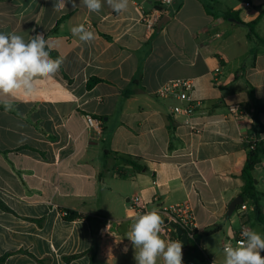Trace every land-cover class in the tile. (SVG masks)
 <instances>
[{
	"label": "crops",
	"instance_id": "obj_1",
	"mask_svg": "<svg viewBox=\"0 0 264 264\" xmlns=\"http://www.w3.org/2000/svg\"><path fill=\"white\" fill-rule=\"evenodd\" d=\"M76 2L55 11L54 0H0V32L26 41L43 34L63 58L36 94L8 113L0 105V201L9 209L0 208V256L10 253L5 264H89L94 232V264H136L126 237L132 218L187 204L198 242L183 245V262L223 264V247L241 226L264 235L250 202L226 215L243 187L244 137L252 128L264 137V114L253 118L254 104L264 105V0H210L216 17L201 0H173L152 35L132 0L121 14L106 2L98 13ZM228 11L251 28L223 18ZM79 24L94 41L71 33ZM91 78L99 82L87 88ZM182 79L193 81L201 103L191 116L197 132L171 116L175 100L156 95ZM233 105L246 115L231 116ZM84 114L102 121L100 134L85 129ZM253 177L264 194V160ZM58 207L97 224L63 221Z\"/></svg>",
	"mask_w": 264,
	"mask_h": 264
},
{
	"label": "clouds",
	"instance_id": "obj_2",
	"mask_svg": "<svg viewBox=\"0 0 264 264\" xmlns=\"http://www.w3.org/2000/svg\"><path fill=\"white\" fill-rule=\"evenodd\" d=\"M116 14L129 10L130 0H79L89 12L98 13L104 3ZM76 0H54L53 9L60 11ZM34 31V30H33ZM71 33L85 44L95 40V33L84 24L71 28ZM51 45L43 34L25 40L15 33L0 32V105L5 113L15 109V102L37 93L38 81L55 75L63 58H52ZM165 219L158 209H151L132 218L127 239L134 249L136 264H183V245L180 240L165 239ZM235 246L226 243L223 264H264V235L245 228ZM124 252L128 251L125 246Z\"/></svg>",
	"mask_w": 264,
	"mask_h": 264
},
{
	"label": "built area",
	"instance_id": "obj_3",
	"mask_svg": "<svg viewBox=\"0 0 264 264\" xmlns=\"http://www.w3.org/2000/svg\"><path fill=\"white\" fill-rule=\"evenodd\" d=\"M133 5L139 11V21L144 26L146 32L150 35L154 34L155 31L160 26L162 19L169 16V10L173 4V0H132ZM214 38H219L220 34L215 33ZM219 69H215L214 73L217 74ZM215 80V79H214ZM193 92V81L190 79L174 80L163 86H161L156 95L162 99H173L177 103L172 105L170 108V114L173 117H181L182 124L190 127L191 129L198 131L193 127L191 122L192 113L201 106V103L195 101L192 96ZM229 113L235 119H240L246 115L245 110L240 105H233L229 108ZM84 127L87 131L98 133L102 132V121L95 118L91 114L83 115ZM249 140H264L261 136L256 138L253 134ZM247 150L252 149V146L248 144L244 138ZM134 203L138 202L135 197L132 200ZM246 203L243 202L239 206L238 210L240 212L246 210ZM160 214L165 219V230L162 233L163 238L180 240V237L175 233V228L181 229L187 236L188 240L193 239L197 234V224L195 222V217L193 211L187 204H175L168 207L159 209ZM247 226H241L237 232L236 240L234 242H227L231 244H236V242L241 238L240 233ZM182 243V242H181ZM183 245V244H182ZM224 248V247H223ZM217 264V263H209Z\"/></svg>",
	"mask_w": 264,
	"mask_h": 264
},
{
	"label": "trees",
	"instance_id": "obj_4",
	"mask_svg": "<svg viewBox=\"0 0 264 264\" xmlns=\"http://www.w3.org/2000/svg\"><path fill=\"white\" fill-rule=\"evenodd\" d=\"M204 3L205 9L208 13L213 15L214 17L217 16L215 12H213L210 7L208 6V3L210 0H201ZM223 18L225 19H234L236 22H238L241 25H244L248 28H251V24H243L240 22V20L237 18V16L233 12H225L223 13ZM50 55L53 56V58H56L52 52H50ZM97 82H99V79L96 78H91L87 84V88H91L93 85H95ZM255 111L253 113V118L255 121L260 123V116L264 114V105L260 104L259 102L254 104ZM255 135L256 138H259L262 136V129L261 128H252L249 132L246 133L245 139L248 142L250 146H252V149H250L247 153L246 161L243 165L242 168V173H241V178L243 180V187L242 191L240 193V197L243 199L244 202L248 201L252 204L254 207V212L256 216L257 222L263 227L264 229V214L260 210V200L263 197V193L258 192L255 189V184H254V177H253V172L256 168L257 165H261L264 160V140H249V138L252 135ZM107 154V153H106ZM133 169L135 170H143L145 167L144 166H139L136 167L135 163H131ZM0 208L9 211V209L0 201ZM58 212L61 214L63 221H73V220H86L89 222V218L85 217L81 214H79L75 210L63 208V207H58L57 208ZM96 220V219H95ZM36 222L40 223L41 220H35ZM95 224H97V220L95 221ZM198 242V236L197 234L194 236L193 239L188 240V243L184 246L190 245L191 247L196 245ZM89 253V259L90 262L89 264H94L95 259L97 257L98 253V242L96 239V236L93 232V241H92V246L90 250L87 252ZM10 255V253H6L2 256H0V264H5L7 257ZM80 255H74V256H69V257H64V261H70L73 260ZM183 264H187L183 262Z\"/></svg>",
	"mask_w": 264,
	"mask_h": 264
},
{
	"label": "water",
	"instance_id": "obj_5",
	"mask_svg": "<svg viewBox=\"0 0 264 264\" xmlns=\"http://www.w3.org/2000/svg\"><path fill=\"white\" fill-rule=\"evenodd\" d=\"M259 166L260 165H257L256 168H258ZM254 184H256V180H254ZM242 204H243V199L241 197L234 198L228 205L226 215L230 217ZM113 226H115V224H113ZM175 233L180 237L183 245H186L188 243V238L181 229L175 228Z\"/></svg>",
	"mask_w": 264,
	"mask_h": 264
},
{
	"label": "rangeland",
	"instance_id": "obj_6",
	"mask_svg": "<svg viewBox=\"0 0 264 264\" xmlns=\"http://www.w3.org/2000/svg\"><path fill=\"white\" fill-rule=\"evenodd\" d=\"M90 221H91V222L93 223V225H94L96 220H95V219H92V220L89 219V222H90Z\"/></svg>",
	"mask_w": 264,
	"mask_h": 264
}]
</instances>
